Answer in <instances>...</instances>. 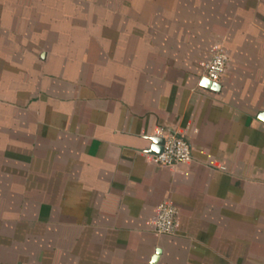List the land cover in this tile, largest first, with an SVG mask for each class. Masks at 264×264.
I'll return each mask as SVG.
<instances>
[{"label": "crops", "instance_id": "crops-1", "mask_svg": "<svg viewBox=\"0 0 264 264\" xmlns=\"http://www.w3.org/2000/svg\"><path fill=\"white\" fill-rule=\"evenodd\" d=\"M263 111L264 0H0V264H264Z\"/></svg>", "mask_w": 264, "mask_h": 264}, {"label": "built area", "instance_id": "built-area-1", "mask_svg": "<svg viewBox=\"0 0 264 264\" xmlns=\"http://www.w3.org/2000/svg\"><path fill=\"white\" fill-rule=\"evenodd\" d=\"M230 56L223 45H220L205 64V75L213 81H221L229 63ZM157 134L165 138L161 153L152 154L154 162L163 165L188 163L193 159L192 145L184 136L177 132L158 128ZM178 208L172 202L165 200L159 204L156 219V231L159 234L175 233L178 225Z\"/></svg>", "mask_w": 264, "mask_h": 264}, {"label": "water", "instance_id": "water-1", "mask_svg": "<svg viewBox=\"0 0 264 264\" xmlns=\"http://www.w3.org/2000/svg\"><path fill=\"white\" fill-rule=\"evenodd\" d=\"M202 85L214 90H220L222 88L220 81H213L207 76L203 77ZM260 118L264 120V111L260 113ZM152 139L154 141L151 148L152 152L156 154L161 153L164 149L165 138L163 136H153Z\"/></svg>", "mask_w": 264, "mask_h": 264}]
</instances>
